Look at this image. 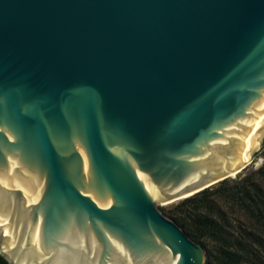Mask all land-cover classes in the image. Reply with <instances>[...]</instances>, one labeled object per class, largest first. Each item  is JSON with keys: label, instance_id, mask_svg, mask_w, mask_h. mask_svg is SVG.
I'll return each mask as SVG.
<instances>
[{"label": "water", "instance_id": "water-1", "mask_svg": "<svg viewBox=\"0 0 264 264\" xmlns=\"http://www.w3.org/2000/svg\"><path fill=\"white\" fill-rule=\"evenodd\" d=\"M263 143L264 0H0L8 264H204L158 206Z\"/></svg>", "mask_w": 264, "mask_h": 264}, {"label": "trees", "instance_id": "trees-1", "mask_svg": "<svg viewBox=\"0 0 264 264\" xmlns=\"http://www.w3.org/2000/svg\"><path fill=\"white\" fill-rule=\"evenodd\" d=\"M258 154L264 155V143ZM225 208L234 216L226 217ZM162 213L202 246L204 264H264V158L250 174L223 180Z\"/></svg>", "mask_w": 264, "mask_h": 264}, {"label": "rangeland", "instance_id": "rangeland-1", "mask_svg": "<svg viewBox=\"0 0 264 264\" xmlns=\"http://www.w3.org/2000/svg\"><path fill=\"white\" fill-rule=\"evenodd\" d=\"M263 158L264 155L263 154H256V156L254 157L252 163L250 165H248L246 167V169H244L240 174L242 175H246V174H250L251 172L255 171L263 162ZM239 175V174H238ZM238 175H236L234 178H236ZM234 178H229V180H233ZM177 203L174 204H170V205H162L159 204L160 206H158V208L162 211H168L173 209L176 206ZM233 210L232 208H225L223 210V214L228 217L231 218L234 216V214L232 213ZM206 248L209 249L210 251H213L212 245L211 244H206Z\"/></svg>", "mask_w": 264, "mask_h": 264}, {"label": "bare ground", "instance_id": "bare-ground-1", "mask_svg": "<svg viewBox=\"0 0 264 264\" xmlns=\"http://www.w3.org/2000/svg\"><path fill=\"white\" fill-rule=\"evenodd\" d=\"M247 163V162H246ZM236 176V173H234L233 175H230V177L231 178H234ZM176 202H178V200H176V201H173V202H166V203H162V205H170L171 203H176Z\"/></svg>", "mask_w": 264, "mask_h": 264}, {"label": "flooded vegetation", "instance_id": "flooded-vegetation-1", "mask_svg": "<svg viewBox=\"0 0 264 264\" xmlns=\"http://www.w3.org/2000/svg\"><path fill=\"white\" fill-rule=\"evenodd\" d=\"M0 264H8L7 261L0 255Z\"/></svg>", "mask_w": 264, "mask_h": 264}]
</instances>
